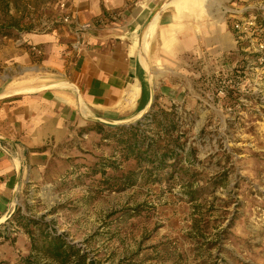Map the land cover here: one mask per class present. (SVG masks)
I'll list each match as a JSON object with an SVG mask.
<instances>
[{
    "label": "rangeland",
    "instance_id": "1",
    "mask_svg": "<svg viewBox=\"0 0 264 264\" xmlns=\"http://www.w3.org/2000/svg\"><path fill=\"white\" fill-rule=\"evenodd\" d=\"M61 2L0 0V93L31 67L20 57L28 49L20 36L64 29ZM173 54L157 66L140 56L154 91L148 111L175 114L173 177L123 184V175L141 167L121 158L116 127L148 111L71 127L40 148L48 153L40 175L22 185L0 221V264L43 260L31 245L39 230L62 234L94 264H264V74L253 69L236 80L234 54ZM8 100H0L1 122ZM189 188L200 192L196 199L187 197Z\"/></svg>",
    "mask_w": 264,
    "mask_h": 264
},
{
    "label": "crops",
    "instance_id": "2",
    "mask_svg": "<svg viewBox=\"0 0 264 264\" xmlns=\"http://www.w3.org/2000/svg\"><path fill=\"white\" fill-rule=\"evenodd\" d=\"M228 1L206 0L202 12H179L171 0H69L66 7L74 18L91 22L79 52L71 48L73 25L23 33L19 42L28 49L20 57L31 67L0 93L1 101L9 99L0 121V221L12 212L22 185L40 175L48 160L42 146L88 120L126 122L146 112L154 91L141 54L155 66L160 58L174 56L175 49L237 57L223 10ZM172 32L173 42L167 44L164 37ZM62 76L74 88L46 87L61 83ZM163 82L162 94L169 90ZM19 87L33 90L12 93Z\"/></svg>",
    "mask_w": 264,
    "mask_h": 264
},
{
    "label": "trees",
    "instance_id": "3",
    "mask_svg": "<svg viewBox=\"0 0 264 264\" xmlns=\"http://www.w3.org/2000/svg\"><path fill=\"white\" fill-rule=\"evenodd\" d=\"M174 115L173 112H167L164 109L157 111L151 109L134 123L116 127L120 131L118 140L121 144V158L123 160L133 158L137 167H141L139 172L129 170L123 175L121 177L123 184H134L138 176L146 180L173 177L175 170L172 169L171 172L169 168L175 164H168V161L173 159L180 145L177 136L171 137L168 133L176 128L172 118ZM151 123L155 124V129L150 127ZM158 127H166L163 128V132L167 140L161 138ZM110 135L112 134H107L105 138ZM143 165L147 167L142 168ZM185 193L188 198L194 200L200 192L189 188ZM31 245L37 255L41 254L40 257L43 260L27 259L24 261L25 264H94L85 251L72 245L62 234L56 232L39 230L37 236L31 237Z\"/></svg>",
    "mask_w": 264,
    "mask_h": 264
},
{
    "label": "built area",
    "instance_id": "4",
    "mask_svg": "<svg viewBox=\"0 0 264 264\" xmlns=\"http://www.w3.org/2000/svg\"><path fill=\"white\" fill-rule=\"evenodd\" d=\"M69 0H62L63 10L60 20L64 25L72 26L74 41L72 50L83 49L84 33L91 28V22H79L67 10ZM227 16L237 60L233 68L236 80L243 81L253 69L264 74V0H229L223 7ZM36 51V48H32Z\"/></svg>",
    "mask_w": 264,
    "mask_h": 264
},
{
    "label": "bare ground",
    "instance_id": "5",
    "mask_svg": "<svg viewBox=\"0 0 264 264\" xmlns=\"http://www.w3.org/2000/svg\"><path fill=\"white\" fill-rule=\"evenodd\" d=\"M206 0H171V3L176 7V9L180 12V11H186V10H191L193 12H202L204 10V4H205ZM173 32L168 33L165 35L164 39L167 41V44H170L173 42ZM223 40L220 41V43H222ZM56 86H61V87H70V88H74V86L69 83V82H61V83H57V84H51L49 86H46L47 88L49 87H56ZM33 90V87H19L16 88L15 90H12V93H17V94H21V93H27L29 91ZM9 93H5L2 96H6Z\"/></svg>",
    "mask_w": 264,
    "mask_h": 264
},
{
    "label": "water",
    "instance_id": "6",
    "mask_svg": "<svg viewBox=\"0 0 264 264\" xmlns=\"http://www.w3.org/2000/svg\"><path fill=\"white\" fill-rule=\"evenodd\" d=\"M152 96H153V95H152ZM153 100H154V96L152 97V102H151V104L149 105V107L152 106ZM149 107L146 109V111H148ZM144 113H145V112H144ZM144 113H143V114H144ZM143 114H142V115H143ZM142 115H141V116H142Z\"/></svg>",
    "mask_w": 264,
    "mask_h": 264
}]
</instances>
